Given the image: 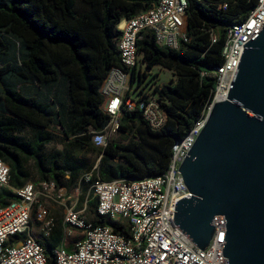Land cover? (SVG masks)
<instances>
[{
    "label": "trees",
    "instance_id": "1",
    "mask_svg": "<svg viewBox=\"0 0 264 264\" xmlns=\"http://www.w3.org/2000/svg\"><path fill=\"white\" fill-rule=\"evenodd\" d=\"M188 2V42L172 50L146 31L137 44L147 69L159 66L175 77L170 84L151 85L166 125L155 132L139 112H125L119 131L124 140L97 147L90 132L109 121L100 87L111 68L121 65L118 25L159 0H0V159L10 167L11 187L32 181L38 187L53 182L67 192L79 189L93 226L107 225L130 237L127 225L98 215L91 186L166 172L174 143L204 116L212 99V75L223 62L228 30L247 18L258 0ZM31 89L36 93L25 92ZM17 200L0 189V208ZM64 231L56 220L42 241L47 264H55L53 250Z\"/></svg>",
    "mask_w": 264,
    "mask_h": 264
},
{
    "label": "built area",
    "instance_id": "2",
    "mask_svg": "<svg viewBox=\"0 0 264 264\" xmlns=\"http://www.w3.org/2000/svg\"><path fill=\"white\" fill-rule=\"evenodd\" d=\"M188 6V0H159L151 9L119 23L121 65L111 68L100 87L101 109L109 121L103 130L90 132L95 146L104 147L109 137L119 135L120 121L125 112H139L155 132L166 125V112L153 88L136 93L146 80L141 82L144 73L138 65L142 62V55L137 44L144 32L151 31L157 45L178 50L181 43L189 41L186 34ZM263 27L264 0H258L248 17L228 30L222 52L223 62L212 75L216 78L212 99L204 116L183 139L174 143L166 172L133 181L97 180L91 186L97 200L98 215L127 225L130 237L115 233L107 225L95 227L84 215L85 210L78 212L75 207H66L64 238L61 245L53 250L55 264H228L222 257L224 217L214 220L215 235L204 251L175 226L176 203L191 197L178 170L203 129L213 105L227 98L243 46ZM217 38V34H212L213 42ZM137 79L138 85L134 89ZM90 177L89 174L86 179ZM1 188L12 191L18 200L0 208V264H47L42 240L31 235L30 230L31 222L35 220L40 224L44 238L50 235L55 222L49 216L46 203L60 201L55 195V184L49 182L38 187L28 182L21 188H13L10 186V167L0 159ZM69 244L72 251L67 249Z\"/></svg>",
    "mask_w": 264,
    "mask_h": 264
},
{
    "label": "water",
    "instance_id": "3",
    "mask_svg": "<svg viewBox=\"0 0 264 264\" xmlns=\"http://www.w3.org/2000/svg\"><path fill=\"white\" fill-rule=\"evenodd\" d=\"M178 172L191 197L176 203L175 226L204 251L222 216L228 264H264V27L243 46L227 98Z\"/></svg>",
    "mask_w": 264,
    "mask_h": 264
},
{
    "label": "crops",
    "instance_id": "4",
    "mask_svg": "<svg viewBox=\"0 0 264 264\" xmlns=\"http://www.w3.org/2000/svg\"><path fill=\"white\" fill-rule=\"evenodd\" d=\"M73 193L74 195H72ZM81 194L82 193L79 189H75L71 192H67L64 189L56 190L55 195L60 201L48 203L49 205H51V208H53V210L49 208V216L54 219V222L56 220H61L63 224V218L66 207H75V210L78 212H82L85 210L84 215L87 219H90L91 215L89 209H87V198L85 197L83 200ZM80 199L81 201L83 200V203H81ZM60 211L63 213H61ZM30 233L36 239H41V237H44L41 232L40 224H38L35 220H32L31 222ZM67 248H72V245L69 244Z\"/></svg>",
    "mask_w": 264,
    "mask_h": 264
},
{
    "label": "rangeland",
    "instance_id": "5",
    "mask_svg": "<svg viewBox=\"0 0 264 264\" xmlns=\"http://www.w3.org/2000/svg\"><path fill=\"white\" fill-rule=\"evenodd\" d=\"M138 65H139V69H141L142 73L147 74V77H146V80H144L141 83L139 88H137L138 79L134 82L133 88L134 89L137 88L136 93H139L143 89L146 90V91L147 90L148 91L152 90L151 85L154 86V85L170 84V83H172V81L175 80V77H174L173 73H171L170 71H168L166 69H163V68H161L159 66H154L151 69H147L146 66L142 62H139ZM25 92H34V90L33 89L25 90ZM42 92L44 94L52 96V94L49 93L48 90H43ZM34 93H36V92H34ZM136 93L133 94V95L135 96ZM123 140H124L123 137L117 135V136L109 137L107 141H123ZM72 195H74V193ZM48 203H46V206H47V208L49 210V208H51V205H49ZM51 209L53 210V208H51ZM61 213H63V212H61ZM35 225H36V223H35ZM41 240L44 241L45 238L41 237ZM69 241L71 242V239Z\"/></svg>",
    "mask_w": 264,
    "mask_h": 264
}]
</instances>
